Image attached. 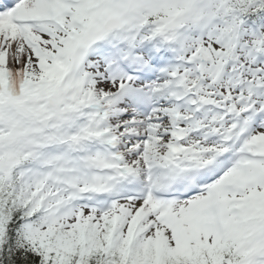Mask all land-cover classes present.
Returning a JSON list of instances; mask_svg holds the SVG:
<instances>
[{"label":"snow or ice","instance_id":"1","mask_svg":"<svg viewBox=\"0 0 264 264\" xmlns=\"http://www.w3.org/2000/svg\"><path fill=\"white\" fill-rule=\"evenodd\" d=\"M0 264H264V0H0Z\"/></svg>","mask_w":264,"mask_h":264}]
</instances>
